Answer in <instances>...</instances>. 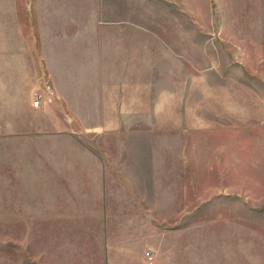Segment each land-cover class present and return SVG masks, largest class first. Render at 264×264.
Masks as SVG:
<instances>
[{
    "label": "crops",
    "instance_id": "obj_1",
    "mask_svg": "<svg viewBox=\"0 0 264 264\" xmlns=\"http://www.w3.org/2000/svg\"><path fill=\"white\" fill-rule=\"evenodd\" d=\"M112 4L103 0L107 17ZM41 7V0H0V214L27 215V254H16V247L23 246L20 240H0V264H145L146 250L153 252L152 264L171 262L177 250L182 258L175 263L200 262L205 226L191 219L207 213L203 186L198 195L185 188L183 207L175 213L183 214L187 223L182 229H167L159 222L161 209L155 200L160 194L136 189L147 172L144 160L150 158L152 166L158 163L159 148L97 142L96 136L119 129L108 119L178 118L175 112L182 108L207 113L208 103L218 102L208 88L220 86L224 77L234 79L211 60L218 52L208 46L232 49L234 54L240 36L225 31L128 30L120 14L93 32L98 42L90 43L87 52L76 56L74 49L66 53L58 48L54 68L43 49L33 58L27 47V39L44 38L42 32L27 31V23L46 21ZM52 21L62 22L63 16ZM45 66L49 78L43 75ZM74 71L89 72L87 82L77 84ZM63 72L66 89L58 80ZM27 76L37 84H50L59 102L90 104L97 112L90 117L105 121L89 128L88 142L64 124V119L79 116L73 110L68 117L58 112L55 126H27V109L17 110L16 95L18 86H27ZM196 87L199 96L193 97L191 88ZM192 103L194 107L185 106ZM233 111L238 118L234 108L231 117ZM21 118L23 126H17ZM182 150L185 184L240 182L239 156L234 155L238 142L185 144ZM156 174L158 169L151 171L147 181L159 182ZM5 245L12 248L8 254L1 253Z\"/></svg>",
    "mask_w": 264,
    "mask_h": 264
},
{
    "label": "rangeland",
    "instance_id": "obj_2",
    "mask_svg": "<svg viewBox=\"0 0 264 264\" xmlns=\"http://www.w3.org/2000/svg\"><path fill=\"white\" fill-rule=\"evenodd\" d=\"M112 1L107 17L103 0H41V14L46 21L27 23V31L42 32L44 35L42 39H27L33 58H39L41 48L47 54L49 63L56 68L58 48L66 53L74 49L78 56L80 51L88 49L90 43L96 42L97 45L98 38L92 39L93 32L104 29L103 21L118 18L120 14L126 19L127 23L123 25L128 30L180 29L238 34L239 49H234V54L232 49L208 46L209 50L218 52L210 55L211 60L220 63L223 69L227 68L224 73L234 75V79L224 77L219 80L220 86L208 88V94L213 90L218 102H209L207 113H200L198 109L195 112L191 109L184 111L182 108L175 112L180 116L178 118L108 119V123L119 129L97 135L96 141L159 148L158 163L154 161L152 166L150 158L144 160L142 167L147 172L142 177L143 181L136 184V189L160 194H154L159 197L155 200L161 209L159 222L167 229H182L187 223L183 214L175 213L176 209L183 207L185 188H191L193 194L196 192L198 195L200 186H203L202 193L207 194V213L193 215L191 220L192 224L202 220L205 246L202 247L201 261H193V264H264V0H192L191 4L187 0H122V6L118 5L120 0ZM62 16V22L52 21ZM92 19L101 23L88 21ZM72 20L76 22L71 23ZM58 35L63 37L56 38ZM29 56L32 57L27 55V62L31 63ZM43 73L48 77L46 66ZM72 73L77 84L87 82L89 72ZM98 74L96 72V76ZM63 76L64 72L60 73L58 80L66 89L67 81ZM43 84H37L27 76V86L17 87V110L27 109V126H42V123L55 126L58 112L68 117L73 110L79 116L64 119V124L77 130L76 136L81 141L88 142L92 136L89 128L105 120L90 117L97 114L89 109L90 104L59 102L56 94L47 98L41 106H33V91L36 88L43 91ZM191 89L193 97L199 96L198 87ZM185 106L194 107L195 104ZM232 108L238 110V118L234 111L231 117ZM189 115L204 116L190 118ZM19 124L23 126V118L17 119V126ZM231 140L239 143V150L234 151V155L239 156L240 182L184 183L182 149L185 144L231 143ZM228 152L231 154V151ZM141 153L151 154L148 151ZM157 169L159 182L147 181L152 177L149 176L151 171L154 170L155 174ZM3 210L6 209L1 208ZM11 239L20 240L23 244L16 247V254H27V215L0 214V240ZM11 249L1 246V253L8 254ZM176 252L178 255H172L173 260L167 264H177L174 259L182 258L180 251ZM194 258L192 255V260ZM144 259L145 264H149Z\"/></svg>",
    "mask_w": 264,
    "mask_h": 264
},
{
    "label": "built area",
    "instance_id": "obj_3",
    "mask_svg": "<svg viewBox=\"0 0 264 264\" xmlns=\"http://www.w3.org/2000/svg\"><path fill=\"white\" fill-rule=\"evenodd\" d=\"M55 94V90L53 89V87L46 83L44 85V90H40L39 88H36L34 91H33V106L35 107H39L41 106L45 100L51 96H53ZM145 256H146V259H147V262L149 264H152L153 263V252L151 250H146L145 251Z\"/></svg>",
    "mask_w": 264,
    "mask_h": 264
}]
</instances>
